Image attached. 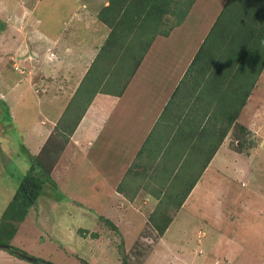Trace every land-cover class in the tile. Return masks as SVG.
<instances>
[{
    "label": "rangeland",
    "instance_id": "374dc122",
    "mask_svg": "<svg viewBox=\"0 0 264 264\" xmlns=\"http://www.w3.org/2000/svg\"><path fill=\"white\" fill-rule=\"evenodd\" d=\"M104 1L107 2L108 0H0V79L5 78V84L3 80H0V98L7 85L19 88L23 95L18 98L16 94L15 98L11 97V102H7L4 98L0 99L8 105L7 112L4 103L0 101V216L14 195L19 180L24 177L26 171L30 168V158L25 153L26 149L30 155L37 157V161L47 168L52 179V172L56 174L55 177L60 176L59 179L54 181L55 183L58 181L56 187L50 184L43 185L41 195L35 206L28 210L27 217L18 225L17 233L10 244L26 253V256L51 264H122L123 256L128 264H234L224 258L220 260L219 254L211 252V241H216L218 234L216 235L215 230L209 234L206 228H211L203 223L200 214L198 217H194L192 215L193 211L178 212L163 240L161 237L156 241L153 239L156 238L154 237V230L146 220L150 213V206L143 207L144 204L139 205L142 201L148 202L147 196L138 199L137 203L134 202V211L132 207L129 209L127 202L121 201L123 203H120L122 204V211L118 216L119 221H115L117 231L110 229L100 221L99 218L109 220L105 216V213L108 214L106 210H103L104 214L102 211L93 214V210L87 209L85 202L80 204L76 201V195L78 196L80 191L86 190L88 186L90 187V185L99 182V179L96 178L97 176L91 175L93 172L90 173V171L87 172V169L84 170L85 166L82 164L78 172V168L76 170L70 168L72 165L77 166L79 164L82 159L83 148L81 146L77 147L81 154H76L77 156L75 155L73 158L69 157L72 156L70 153L68 157L62 156L66 150V145L60 149L62 140L60 135L57 134L59 131L48 130L47 127L52 128V122H55L61 113L64 114L66 107L75 95L80 80L86 69H88V65L80 66L76 62L77 60L74 64H69L64 60L62 63L61 53L63 55L67 51H58V55L57 51L54 52L50 49L53 43L48 45L47 41L59 37L58 44L60 45H63L62 43H66V41L73 44L74 41L75 44L83 42L79 45V48L83 49L84 44L87 42L90 43V46L101 47L100 45L104 44L109 30H106L98 21L96 13L99 11L100 6L105 3ZM223 1L225 3V0H220L218 5L213 8L220 9ZM205 3L206 1L202 0L197 4L194 10L190 12L191 17L183 22L182 33L185 36L186 48L183 49L185 47L183 44L180 45V48L186 54L185 62L199 44L196 39L200 33L204 35V30L211 21V19L206 20L208 22L202 31L191 28H198L199 23H203L201 22L203 17L200 18L199 14L202 13V9H206ZM82 4H87L90 8V10L86 8V11L88 10L86 17L83 20L84 16L76 17L74 24L68 27L67 22L71 14L83 12ZM165 18L174 20L172 16H166ZM224 18H228L227 14ZM78 21H80V24L76 25ZM198 29H201V27ZM66 30L70 33L68 34ZM169 39L164 43H155V41L158 42L155 39L151 44V46H154H150L146 52L148 55H144L146 59L151 58L149 54L154 57L159 54L156 56L159 60L175 58L176 47H173L175 43L172 41V37ZM77 48L74 47L73 50L76 51ZM178 51L180 52V50ZM52 52H54L53 58H51L53 56ZM46 56L48 57L45 59ZM118 57H120V54ZM53 61L54 65H52ZM112 65L114 69L118 68L116 61ZM158 71L162 72V70ZM119 72L120 70H116L113 75L106 77V80L109 79L108 87L115 86L113 88L115 89L118 86L116 88L118 89L122 86V78L124 80L128 78V76L121 75ZM134 74H136V71ZM153 74L158 75L157 73ZM153 74L151 75L153 76ZM163 74L157 78L151 77L154 83L149 80L146 84L144 83L145 87L149 85V89L153 93L154 85L157 87V81L160 77H164ZM129 78V81L132 80V77ZM87 84V82L84 83V87ZM145 98L138 97V109L146 104L142 103L147 101ZM42 100H44L43 103ZM200 101L203 103L199 104L198 102L195 105L197 109L190 112L188 118L182 122L184 128L195 126L198 119L203 120L209 108L212 107L213 97L209 96ZM127 103L134 105V101H128ZM86 107L85 103L80 110H84ZM72 110L73 108L70 109V111ZM42 119L45 122L51 121L48 122L43 131L37 123ZM224 121L223 116L218 114L211 116L208 122L212 125L213 131L210 129L208 132H215L216 136L223 135L220 128L226 126ZM131 122L134 124L133 117ZM236 122L251 132V134L241 132L243 133L242 151L237 149L238 140L236 138L240 131L237 130V125H232V135L228 136L227 139L228 143L230 140L232 141L233 148L229 147L233 151L244 155L242 152L249 150L248 154L251 155L245 164L248 174H244L242 179L246 183L258 182L257 184L264 190V70ZM162 130H164V126L157 125L151 139L161 135ZM39 133L41 138H39ZM166 133L170 137L163 141V151L156 148L158 154H161L159 159L156 160L157 157L154 156L152 160V164L156 163L155 167L160 173V178L156 183L163 185V187L165 185L163 177L168 165L177 163L179 159L180 162L183 161L184 164L188 165L193 160L199 161L198 165H190L191 171L195 175L200 170L204 157V153L194 151L195 149L191 151L192 148L174 143L175 139L173 137L176 128L170 127L166 130ZM166 147L168 148L166 149ZM38 148L41 149L39 154L35 153ZM224 155L228 156L225 151ZM57 162H60L59 166L56 165ZM219 165H222V162H219ZM69 169H72V171H69L71 175L68 172L65 176L63 173ZM82 170L88 174L86 176L88 179H84V183L87 184L85 186L78 184L82 176ZM228 172L231 173L230 168ZM221 178L220 176L219 198H222L224 194L221 191ZM238 183H241V179ZM123 186L127 190V186ZM235 187L236 190H233V192L240 191L239 185H235ZM245 197L253 199V196L248 193ZM210 214L209 209L207 212L204 211L203 218L207 221ZM257 217L259 222L255 224L259 226L258 233L255 232L253 227L252 229L249 228L254 239L264 235V222L263 224L260 223L264 221V214L258 212ZM198 231L207 234L201 245L197 243ZM91 234H96L97 237L92 238ZM252 245L253 242L250 243L249 247ZM254 252L252 250L248 258ZM0 264L32 263L0 250Z\"/></svg>",
    "mask_w": 264,
    "mask_h": 264
},
{
    "label": "crops",
    "instance_id": "0c3cea01",
    "mask_svg": "<svg viewBox=\"0 0 264 264\" xmlns=\"http://www.w3.org/2000/svg\"><path fill=\"white\" fill-rule=\"evenodd\" d=\"M201 1L202 0H196L194 2L185 20L191 17L190 12H192L195 6ZM203 1H206V9H202V13L199 14V17H203V20H201L203 23L207 19H211V21L208 23L209 26L204 30V35L200 33L199 37L196 39L199 44L190 58H187L185 62L184 58L186 54L183 53L180 48L182 44L185 45L183 49L186 48L185 36L184 33H182L184 20L180 26L175 27L170 32L168 37L157 36L155 38L158 41H155V43H164V41H168L170 40L169 38L172 37V41L175 43L173 47H176L175 58L171 60H159L156 58L159 54H156L155 57L149 54L151 57L150 59H146L144 56L138 65L136 74L132 76V80L128 82L124 91L119 96L97 93L89 105H87L78 126L69 137L70 140H68L66 150L62 156L68 157L70 153L72 156L69 157L73 158L76 154H81L79 153L80 151L77 150V147L81 146L83 148L81 154L82 159L79 161V164H77V166L72 165L70 168L74 170L78 168V172L82 164L85 166L84 170L87 169V172H93L91 175L97 176L96 178L99 179V182L90 185V187L88 186L86 190L80 191L78 196L75 194L76 201L80 202V204L85 202L87 209L93 210V214H97L98 211H102L104 214L105 212L103 210H106L108 214L105 213V216L115 227L117 226L115 221H119L118 216H120L122 211V200L127 202L129 209L132 207L134 211V202L136 201L137 203L138 199L147 196L148 202L145 203L142 201L139 205L142 206V204H144L143 207L149 205L151 213L166 194L173 195L175 200L179 201L188 190L189 193L182 201L180 207H169L171 212H175L172 222L176 215H178V212L187 210L190 212L193 211L192 215H194V217H198L200 214L203 223H206L212 229L206 228L207 232L211 234L215 230V232H217L216 235L218 234V239L214 242L211 241L210 250L213 253L219 254L220 260L224 258L234 264H263L264 235L254 239L251 236L253 234H251L249 230L253 227L255 232L258 233L259 226L255 223L259 222L257 213L260 212L264 214V190L257 184L258 182L246 183L242 179L244 174H248L245 164L246 160L251 157V155L248 154L249 150L242 152L244 156L231 149L233 148L232 141L230 140L231 142L229 141L228 143L227 139L228 136L232 135V127L228 129L225 135L223 134L224 137L220 144V136H216L215 132H208L210 129L213 131L212 125L208 122V119L211 118L210 114H213L214 108L218 106L217 94L213 95L212 107L209 108L203 120L198 119L195 126H191L187 129L184 128L182 122L188 118L190 112L197 109L195 105H197L198 102L199 104L203 102L196 99L198 91H193L190 85L181 86V89L173 96L175 89L184 77L196 51L205 39L225 4L223 1V5L220 9H216L213 7H216L220 0ZM104 2L105 3H103L100 8L108 5V1ZM81 7L83 8L82 13H73L69 17V21L67 22L68 27L74 24L76 17L84 16L82 20L86 17V12L90 10L89 6L87 4H82ZM86 8H88L87 11ZM79 22L80 21H78L76 25H79ZM207 22L208 21H206L204 25L203 23H199L198 28L201 27V29L191 28L202 31ZM103 27L109 30L106 26L103 25ZM67 33L69 34L70 31ZM58 39L59 37L49 40L47 44L53 43V46L49 47L54 52L57 51L58 55V51H67L66 54L62 55L61 53L62 63L66 61L69 64H74L75 60H77L76 62H78L80 66L88 65V69L95 59L98 50L101 48L90 46L89 42L84 44V49L79 48V45L83 42L75 44L73 41V44H69L66 41V43L60 45L58 44ZM73 39L75 40V38ZM100 46H102V44ZM74 47H78L76 51L73 50ZM178 50H180V52ZM54 52H52L53 56H51V58L54 57ZM145 55L148 54L146 53ZM47 57L48 56H46L45 59ZM53 63L54 61L52 65H54ZM28 65L30 64L28 63ZM88 69H86V72ZM158 70H162L165 74ZM153 73H157L158 75H154ZM151 74H153L154 78L159 77L161 74L164 76L160 77L159 81H157V87L154 85L153 93L152 90L149 89V85L145 87L146 82L149 80L152 81L151 77L153 76ZM0 80H3L5 84V78L3 79L2 77ZM13 94H15V96H13ZM16 94L18 98L23 96L19 88L13 85H7L3 90L1 99L4 98L7 102H11V97L15 98ZM141 96L146 97L145 99H147V101L142 102L146 104L140 106L141 109H138L137 101L138 97ZM43 101L44 100L41 102L43 103ZM128 101H134V105L127 103ZM62 114L63 113L56 118L55 122H52V128L47 127L48 122L51 121L45 122L42 119L37 122L39 123L38 126L42 128L41 131L46 127L48 130H54ZM132 117L134 118V124L131 122ZM224 123L225 125L227 124V122ZM159 124L164 126V130L161 132L162 134L155 139H151L153 131ZM170 127L176 128V133L173 137L175 139V144L186 146L190 149L192 148L191 151L195 149L194 151H199L202 154L204 153V157L201 162L200 170L196 172L195 175L191 171V166H193V164L198 165L199 161L193 160L191 164L188 165L184 164L182 160V162H180L179 159L177 163L168 165L167 171L163 177L165 179V185L163 187V185L156 183L160 178V173L155 167L156 163L152 164V160L154 156L157 157L156 160L159 159L161 154H158V149L156 148L163 151L164 147L162 143L170 137L166 133V130ZM223 129L224 128H221L220 130ZM39 138H41V134ZM229 146H231V148ZM167 148L168 147H166V149ZM40 151L41 149L38 148L35 153L39 154ZM224 151L228 156L224 155ZM219 162H222V165H219ZM59 163L57 162L56 165L59 166ZM130 168V172L127 173ZM229 168L231 169V173L228 172ZM72 169L65 171L63 174L66 176ZM84 170H82V176L78 184H83L85 186L87 184L84 183V179H88L86 177L88 174L84 173ZM69 174L71 175L70 172ZM51 175L54 181L60 178V176L55 177L56 174L53 172ZM220 176L222 177L221 191L222 194L224 193L222 198H219ZM240 179L241 183H238ZM121 182L127 186V189L129 188V190H132V194H134V188H138V190H136V196L130 199L127 198L124 193L118 191L117 188ZM56 183H58V181ZM143 185H147L146 190L141 188ZM235 185L240 186V191L233 192V190H236ZM77 189L79 188L77 187ZM247 193L252 195L253 199L245 197ZM257 200H260L261 203ZM166 201L167 199L165 198L163 203L166 204ZM208 209L211 211V214L210 218L206 221V219L203 218V214L204 211L207 212ZM172 222L165 233L171 228ZM263 222L264 221H261L260 223L263 224ZM164 235L162 236V240ZM206 235L205 232L198 231L197 243L199 245L202 244V240ZM251 242H253V245L249 247ZM252 250L255 252L248 258Z\"/></svg>",
    "mask_w": 264,
    "mask_h": 264
},
{
    "label": "trees",
    "instance_id": "16d2710c",
    "mask_svg": "<svg viewBox=\"0 0 264 264\" xmlns=\"http://www.w3.org/2000/svg\"><path fill=\"white\" fill-rule=\"evenodd\" d=\"M195 1L108 0V5L99 9L97 18L109 29V34L77 87L64 114L54 127L55 132L59 131L57 134L62 140L60 149L67 144L82 118L85 109L80 110L81 106L85 103L86 106L89 105L97 93L119 96L154 39L157 36L167 37L173 28L180 26ZM225 14L227 19L224 18ZM166 16H172L174 20L165 18ZM119 54L120 57H118ZM115 61L118 63L117 69H114L112 65ZM116 70H120L119 74L128 76L125 80L122 78L123 83L119 90L116 89L118 86L115 89H113L115 86L108 87L109 79L106 80V77L113 75ZM263 70L264 0H227L196 51L173 96L181 89V86L187 85H190L193 91H198L197 100L217 94L218 106L214 108L210 116L214 114L223 116L227 124L220 131L224 135L233 124L237 125V130H240L236 138L237 149L242 151L243 133L241 132L246 134L251 132L238 124L236 120L256 87ZM86 82L88 84L84 87ZM0 101L4 103L8 112V105L3 100ZM71 108H73L72 111H70ZM224 135L220 136L219 144ZM25 153L30 158V168L19 180L14 195L0 216V244L10 246L12 250L23 255L27 254L10 244L17 233L18 225L25 220L28 210L35 206L43 185L50 184L56 187L49 171L37 161L38 158L30 155L27 149ZM130 170L131 168L127 173ZM123 185L124 183L121 182L117 188L118 191L130 199L136 196L138 188H134V194H132V190L129 188L126 190ZM141 188L146 190L147 185ZM188 193L187 190L179 201L175 200L173 195L166 194L157 207L148 214L146 220L156 237L153 239L157 241L161 238L172 222L175 212H171L169 207H180ZM165 198L167 199L165 203L168 205L163 203ZM99 219L110 229L117 231L109 220ZM91 235L92 238L97 237L96 234ZM122 260V264H128L124 256Z\"/></svg>",
    "mask_w": 264,
    "mask_h": 264
},
{
    "label": "water",
    "instance_id": "95a60500",
    "mask_svg": "<svg viewBox=\"0 0 264 264\" xmlns=\"http://www.w3.org/2000/svg\"><path fill=\"white\" fill-rule=\"evenodd\" d=\"M0 250L12 253L17 258H19L21 260L28 261V262L33 263V264H51L49 262L42 261L40 259L29 257V256L23 255L21 253L15 252L14 250H12V248L10 246H6V245H3V244H0Z\"/></svg>",
    "mask_w": 264,
    "mask_h": 264
},
{
    "label": "flooded vegetation",
    "instance_id": "af4514ba",
    "mask_svg": "<svg viewBox=\"0 0 264 264\" xmlns=\"http://www.w3.org/2000/svg\"><path fill=\"white\" fill-rule=\"evenodd\" d=\"M25 261V260H24ZM28 262V261H27ZM30 263V262H29ZM33 264V263H32Z\"/></svg>",
    "mask_w": 264,
    "mask_h": 264
}]
</instances>
